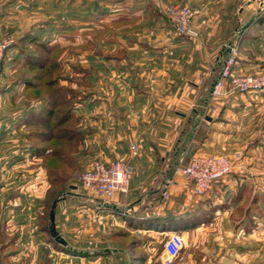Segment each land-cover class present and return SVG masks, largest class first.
Listing matches in <instances>:
<instances>
[{"label":"crops","instance_id":"0c3cea01","mask_svg":"<svg viewBox=\"0 0 264 264\" xmlns=\"http://www.w3.org/2000/svg\"><path fill=\"white\" fill-rule=\"evenodd\" d=\"M177 1L201 8L194 21L200 37L191 40L180 36L169 31L167 23V31L163 28L154 39L130 38L119 49L123 54L112 57L116 62L109 65L104 93L99 91L96 96L94 92L91 106L86 109L84 102L78 113L85 117L86 110L93 112L91 128L89 125L77 132L83 137L84 153L97 159L119 158L132 165L129 193L104 201L85 190L59 198L55 226L67 242L61 244L52 237L51 226L38 223L40 211L31 203V197L5 193L0 185V264H101L102 257L113 252L98 243L101 228L112 235L117 227H126L130 232L139 229L182 234L206 226L198 210L212 204L224 187H230L233 176L197 197L190 180L176 169L182 157L213 152L231 135L237 115L233 109L243 97L213 98L212 88L229 54L225 42L244 45L264 35V0ZM8 6L2 9L0 24L12 18ZM248 23L249 27L243 29ZM16 52L18 46L9 51L0 80L9 67L16 65ZM255 66L241 56L236 72L250 74ZM22 83L13 85L14 93ZM32 112L16 116L15 123L20 119L30 122ZM4 124L0 125V137ZM132 143L138 146L135 156L130 150ZM24 198L27 202L21 204ZM89 239L96 244L88 246ZM102 247L105 252H101ZM124 263L133 264L126 253Z\"/></svg>","mask_w":264,"mask_h":264},{"label":"rangeland","instance_id":"374dc122","mask_svg":"<svg viewBox=\"0 0 264 264\" xmlns=\"http://www.w3.org/2000/svg\"><path fill=\"white\" fill-rule=\"evenodd\" d=\"M6 4H10L7 9L12 18L1 22L0 39L13 38L23 49L46 57L49 64L43 70L31 69L34 63L30 64L18 47L16 65L9 67L0 80V125L5 123L0 137V185L5 193L31 197V203L40 211L38 223L51 226L54 201L72 192H85L80 177L90 167L88 163L97 159L84 153L83 137L77 134L79 129L92 126V109L85 111V117L78 114L82 104L85 102L87 109L95 93L96 96L99 91L104 93L109 65L116 62V55L123 54L119 49L130 38L140 41L152 36L154 39L167 23L171 26L169 31L178 34L169 20L168 7L185 3L177 0H0V14ZM33 35L47 42L49 50L21 41ZM240 49L239 58L250 59L256 65L255 72L250 74H264V35L240 44ZM34 75L41 83L40 95L56 100L58 112L49 121L32 116L30 122L20 119L16 124V116L30 110L39 112L46 106L41 100H33L37 91L25 88L24 83L17 93L12 90L15 83L26 77L35 78ZM50 80L52 85L46 86ZM104 96H108L107 92ZM226 96H242L243 100L235 104L236 122L231 135L224 138V146L216 145V150L208 154L240 155L241 165L227 176L234 178L230 187H224L212 204L202 208L203 212L198 210V217L201 222L206 220V226L180 234L183 247L171 264H264V89L220 97ZM71 110L72 117L60 132L57 121ZM56 132L67 139L60 142L42 135ZM24 202H27L25 198L21 204ZM107 233L101 228L98 243L113 252L103 256L101 264H125V253L133 264L167 262L165 243L170 234L160 230L130 232L126 227H117L113 235ZM93 242L89 239L88 246ZM101 252H105L103 247ZM115 255L121 257L115 258Z\"/></svg>","mask_w":264,"mask_h":264},{"label":"built area","instance_id":"2783aa9c","mask_svg":"<svg viewBox=\"0 0 264 264\" xmlns=\"http://www.w3.org/2000/svg\"><path fill=\"white\" fill-rule=\"evenodd\" d=\"M201 12V8L189 4L168 7V17L176 32L191 40L200 37L194 21ZM13 42L11 37L0 39V65L7 49ZM226 46L230 49L229 54L214 82L212 97L217 98L229 93H247L264 89V74L252 75L236 72V65L241 53L240 43L236 42ZM130 150L133 156L137 155V144L132 143ZM240 158V155L193 153L180 159L176 172L190 180L195 196L203 197L215 184L227 177L238 165H241ZM133 173L132 165L122 159H95L91 166L82 173L80 184L86 192L104 201L111 199L116 194H128ZM164 197H168L167 191L164 192ZM182 247V236L178 232H172L165 243L167 253L165 264H171L181 252Z\"/></svg>","mask_w":264,"mask_h":264},{"label":"trees","instance_id":"16d2710c","mask_svg":"<svg viewBox=\"0 0 264 264\" xmlns=\"http://www.w3.org/2000/svg\"><path fill=\"white\" fill-rule=\"evenodd\" d=\"M22 42H32L35 45H38L39 47L43 48L45 51L49 50L47 47V42L43 41L42 38L38 35H33V37H28L27 39H21ZM18 46L20 51L22 52V55H24V57L26 58V60L30 63H34L31 65V69L33 67H38L40 69H45L47 68L49 61L46 60V57H41L42 55H39L38 53H36L35 51H31V50H25L21 47V45H18L17 43L13 42L12 45L7 49L5 56L1 62L0 65V74L2 73L4 64L8 59V53L11 50V48ZM15 60L17 61V57L15 58ZM30 63V64H31ZM35 76V75H34ZM25 84L26 88H31L33 91H37L35 96H33V100H41L43 103L46 104V106H44V108L42 109V111H36V110H32V116H37V119H41V120H45V121H49L52 119V117L54 116L55 113L58 112V110H56V107L58 105V102L56 100H52L49 99L45 96H41L40 92L42 91L41 87V83L38 81L37 77L35 76L32 78H24L22 81ZM53 81H48L46 83V86H50L52 85ZM72 110L70 111V113H68L65 117L60 118L57 121L56 126L58 127L59 131H62V127L64 125V123H66L67 121H69L72 117L71 114ZM62 128V129H60ZM64 133V132H63ZM43 136L47 137V138H56L57 140H60V142H62L61 140L67 139L66 136L62 133H58L56 132L54 133H43ZM71 137V136H70ZM70 137L68 138V140L70 139ZM72 138V137H71ZM213 188V187H212Z\"/></svg>","mask_w":264,"mask_h":264},{"label":"water","instance_id":"95a60500","mask_svg":"<svg viewBox=\"0 0 264 264\" xmlns=\"http://www.w3.org/2000/svg\"><path fill=\"white\" fill-rule=\"evenodd\" d=\"M252 23V22H251ZM251 23H248L243 27V29H246L249 27ZM230 50V49H229ZM56 203L57 201H54L51 207V213H50V219H51V228H50V233L52 237L59 243L61 244H66V240L61 236V234L57 231L56 226H55V208H56Z\"/></svg>","mask_w":264,"mask_h":264}]
</instances>
